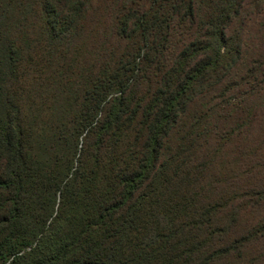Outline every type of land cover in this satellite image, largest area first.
I'll use <instances>...</instances> for the list:
<instances>
[{
    "label": "rangeland",
    "instance_id": "374dc122",
    "mask_svg": "<svg viewBox=\"0 0 264 264\" xmlns=\"http://www.w3.org/2000/svg\"><path fill=\"white\" fill-rule=\"evenodd\" d=\"M83 1L81 17L76 18L65 0H0V87L7 89V82L13 81L18 105L14 117L20 122L18 133L0 140V204L9 196L11 179L19 177L25 184L21 218L13 226L0 227V239L36 232L42 217L50 221L40 244L20 264H63L71 253H85L87 238L81 231L95 215V202L113 200L110 193L117 196L119 185L112 174L135 167L139 158V141L112 128L98 129L87 143L83 135L77 148L71 145L79 133L75 126L85 103H90L85 99L97 100L106 94L94 84H101L111 59L113 65L130 45L128 38L110 30L119 22V15L112 13L108 28L111 0ZM114 1V7L121 4ZM68 15L75 23L64 26L62 20ZM10 56L14 57L13 69ZM236 83L238 80L231 89ZM147 87L129 90L124 97L143 94ZM225 87L218 84L213 89L221 94ZM234 94L240 99L239 93L229 91L221 100L226 103ZM211 96H215L214 90ZM110 98L103 102L98 117L106 115ZM205 101L215 104L206 94L199 98L200 110ZM224 106L216 105L221 109L217 113L198 115L196 128L206 132V137L194 136V146L180 141L181 134L171 136L164 158L173 155V160L165 172L175 175L182 171L176 178L153 184L139 204L136 218L141 229L128 233L122 241L124 253L139 242L149 250L168 249L161 264H264V102L241 101L239 106L248 108L245 118L233 115L230 105ZM129 107L133 110L135 103ZM206 138L211 144L201 141ZM98 139L102 144L99 151L95 150ZM18 141L24 146L20 154L14 151ZM42 144L52 149L44 150ZM73 156V169L81 178L68 188V195L74 189L72 198L77 196V202L71 198L66 206L58 201L55 190L62 180L59 174L70 166L67 159ZM141 192L147 193L145 189ZM7 211L0 206V214ZM75 235L80 241L71 245ZM99 236L100 232L91 234ZM62 248L69 250L61 254Z\"/></svg>",
    "mask_w": 264,
    "mask_h": 264
},
{
    "label": "trees",
    "instance_id": "16d2710c",
    "mask_svg": "<svg viewBox=\"0 0 264 264\" xmlns=\"http://www.w3.org/2000/svg\"><path fill=\"white\" fill-rule=\"evenodd\" d=\"M83 2L65 0L70 14L76 18L81 17L79 6ZM110 2L113 5L108 9L111 12L108 28L112 13L119 15V22L110 30L116 36L124 35L130 45L113 65L111 59L108 75L99 81L101 84H94V88L99 87L106 94L97 100L94 97L85 99L90 103H85L78 127L75 126L79 133L71 145L77 148L83 135L87 143L98 129L112 128L116 133L122 131L121 136L139 141V158L135 167L120 168L112 174L113 182L119 185V193L117 196L110 193L113 200L95 202V215L87 220L81 231L87 238V250L80 256L71 253L63 264H161L167 258L168 249L162 252L163 247L158 246L149 250L138 242L133 250L124 253L122 241L128 233L141 229L136 218L139 204L151 192L153 184L176 178L182 171L179 169L175 175L165 172L167 164L173 160V155L164 158L173 134H181L180 141H189L188 147H192L194 136L206 137V132L196 128L201 113H217L221 109L216 105L225 104L224 107H232L233 115L245 118L248 108H241V101L264 102V0H119L121 4L117 7H114L115 1ZM72 18L65 17L63 25L75 23ZM9 59L13 69L14 57ZM234 80L238 83L231 89ZM218 84L226 85L221 94L213 89ZM7 85V89L0 87L3 89L0 91V140H8L9 134L13 137L20 125L14 117L18 114V105L12 93L13 81H8ZM143 85L148 86L143 94L124 97L127 91ZM213 90L214 97L211 96ZM229 91L239 93L240 99L234 94L223 103L221 98ZM206 94H210L215 104L205 101L200 110L199 98ZM110 95L108 111L100 118L102 104ZM132 103L135 108L129 111ZM262 126L264 131V124ZM201 141L211 144L208 138ZM101 145L98 139L95 150L99 151ZM15 146L14 151L20 154L24 146L21 148L19 141ZM131 146L136 145L132 143ZM40 148L52 149V146L42 144ZM67 160L70 166L62 169L61 176L59 174L62 180L57 182L55 190L58 201L65 202L66 206L74 193L73 189L68 195V188L81 178L76 168L73 169L75 156ZM24 187L19 177L10 180L9 196L0 204L1 208L8 209L0 214V227L18 223L25 201ZM143 189L146 194L141 192ZM72 201L77 202V196ZM42 219H39L41 227L34 233L10 234L0 239V264H20L33 247L40 244L50 222ZM176 230L181 231L180 228ZM93 232H100L101 236L91 237ZM77 241H80L79 235H75L70 244ZM68 250L62 248L61 254Z\"/></svg>",
    "mask_w": 264,
    "mask_h": 264
}]
</instances>
